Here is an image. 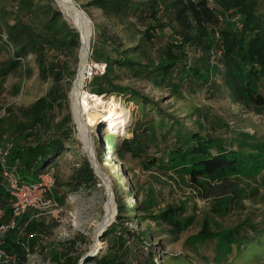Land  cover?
Here are the masks:
<instances>
[{"label": "trees", "instance_id": "trees-1", "mask_svg": "<svg viewBox=\"0 0 264 264\" xmlns=\"http://www.w3.org/2000/svg\"><path fill=\"white\" fill-rule=\"evenodd\" d=\"M53 3L10 0L9 7H0V52L11 53L9 61L0 62V84L21 67L31 78L34 68L30 60L42 81H53L45 96L16 113L6 109L1 121V147L9 151L7 164L22 184L37 183L39 176L50 172L55 176V168L72 150L70 143L76 141L69 111L76 68L69 67L68 59L80 49V35ZM87 7L122 25L141 27L139 41L130 40L135 44L130 48L125 49L119 37L99 32L102 38L93 50L94 60L105 64L106 70L92 78L88 91L126 98L139 107L128 130L131 138H124L117 146L115 135L105 138L112 151L139 160L148 170L159 169L176 177L203 199H212V190L220 189L199 233L187 242L196 254L210 252L206 263H264V223L224 228L217 221L257 195L251 183H264V141L254 135L233 134L219 118L197 111L188 116L191 126H187L159 101L120 83L143 82L172 99L202 94L208 101L226 100L245 114L264 116V0H91ZM167 28L172 29L171 35L165 33ZM4 37L12 50L2 41ZM202 122L209 125L211 135L204 133ZM71 172L67 185L57 183L52 190L61 203L60 188L73 192L97 182L87 160ZM4 181L0 167V210L4 213L0 225L12 218L11 197L3 188ZM121 193L122 189L115 190L121 221L101 235L106 251L84 264H155L159 259L151 231L138 232L125 226L133 209L119 197ZM157 202L151 195L134 213H146L148 220L159 229L166 228L175 239L195 224L196 217L188 215L185 203L167 204L156 212ZM47 233L44 223L31 220V213L26 212L16 221L15 229L4 234L1 248L12 257L10 264H28L37 246L44 248ZM60 246L51 249V260L79 264L80 255L74 258L68 252L71 246L62 245L63 253Z\"/></svg>", "mask_w": 264, "mask_h": 264}, {"label": "rangeland", "instance_id": "rangeland-1", "mask_svg": "<svg viewBox=\"0 0 264 264\" xmlns=\"http://www.w3.org/2000/svg\"><path fill=\"white\" fill-rule=\"evenodd\" d=\"M53 1V8L64 15L58 3L55 0ZM72 1L90 21L91 54L87 67L88 73H90L88 75L89 80L87 79L85 85V91H88L89 82L94 76L103 74L101 73L102 66L105 65L97 63L93 58L94 46L98 44L97 42L101 37L99 32H102L106 37H119L120 43L126 49L135 45L131 44L130 40L136 39L137 42L139 41L138 33L141 27L137 26L135 28L128 24L122 25L117 20L103 17L99 10L87 7L91 0ZM9 6L10 0H0V7L6 8ZM64 18L75 29L65 15ZM171 30V28L165 29V33L171 35ZM134 34L137 35V38H134ZM79 54L80 49L73 52L71 58L68 59L69 67L76 68V77L80 67ZM10 59L11 53L1 49L0 62L3 63ZM62 59H64V56ZM30 61L31 67L34 68V74L31 78L26 76V71L21 67L8 76L3 84H0V113L6 109L16 113L20 108L29 107L39 98L45 96L52 88L53 81H42L37 75L33 61ZM120 83L124 87L131 86L142 94L159 101L168 113L184 119L187 126H191V124L187 123L188 120L186 121V119L197 111L200 114H207L209 118H219L233 131V134L254 135L264 141V116L245 114L240 107L232 105L229 101H208L202 94L196 96L186 94L181 99H172L169 94L155 91L143 82L122 80ZM69 98V111L75 126L76 141L70 143L72 150H68L63 155L60 165L55 168L54 187L57 183L62 186L67 185L68 181H71V170L73 168L79 169L84 160L90 163L97 182L92 186H79L73 192H67L65 189L60 188V193L63 195L62 203L56 200L54 196H51L50 199L43 196L42 202L38 204L37 208L28 211L31 213V220L44 223L48 232L47 238L42 243L44 248L39 247L28 264H58L51 260L50 251L54 246L61 245L60 253H63L61 252V250L63 251L62 245L66 244L72 247V250L68 251L72 257L75 258L80 255L79 264H84L86 259L105 252L107 245L102 241L101 235L114 223L121 221L117 218L118 214L116 215L117 196L115 194V190L120 191V189L123 190V193L119 197L123 198L126 201L125 203L133 209V212H131L132 219L126 221L125 226L138 232L144 230L152 232V242L156 246L155 252L159 257V259L154 260L155 264H178L177 261L182 264H209L205 262V259L206 257L211 258L210 252L205 251L203 254L202 251L200 254H196L192 251L190 245L187 246V242L199 233L201 223L220 189L216 187L212 190V199H203L197 194V191L188 184L178 181L176 177L164 174L159 169L148 170L139 160L130 156L122 157L112 151L111 145L105 139L106 137L115 135L117 137L115 140L116 146L124 138H131L128 130L132 125L134 113L139 109L134 101H128L126 98L116 95L100 96L103 102L99 105L97 123L86 128L88 138L87 142H84L71 103V91ZM113 101H115L114 109L128 111L129 113H126L122 120L111 127V122L107 120L108 114L104 111V108H110ZM86 118V115H84L82 120L86 122ZM202 123L204 133L211 135L212 131H210L209 125L206 122ZM251 185V189H257V195L252 199L244 200L241 206L225 219L217 220L222 227L233 228L242 224L257 226L264 223V183L252 182ZM109 195L113 199L115 218L107 229L95 237V227L101 223L104 217V208ZM130 195H135V198ZM151 195L159 203V207L154 209L156 212L163 209L167 204L185 203L188 215L196 217L195 224L178 239H175L167 234L166 228L159 229L148 220L146 213L139 210L134 213V210L140 207Z\"/></svg>", "mask_w": 264, "mask_h": 264}, {"label": "bare ground", "instance_id": "bare-ground-1", "mask_svg": "<svg viewBox=\"0 0 264 264\" xmlns=\"http://www.w3.org/2000/svg\"><path fill=\"white\" fill-rule=\"evenodd\" d=\"M60 6L64 15L69 19L74 28L79 32L81 36V47H80V67L78 70L77 77L73 83L71 90V103L75 111V117L80 127L81 135L84 138V142H87L88 131L86 128L89 126H94L98 120V110L102 99L100 96L93 95L88 91H85L86 81L88 79V64L90 59V21L82 15L69 0H55ZM75 4V3H74ZM89 80V79H88ZM115 107V101L110 104V108H104L107 112V120H110L111 127L115 125L118 121L125 117L127 112L124 110H117ZM103 109V108H102ZM86 115V122L82 120L83 116ZM125 121V120H124ZM123 122V121H121ZM126 122V121H125ZM87 144V143H86ZM98 170V169H97ZM104 217L96 227H95V237L107 229L111 223L114 221L115 210L113 205L112 196L109 195L107 203L104 208ZM94 236V235H93Z\"/></svg>", "mask_w": 264, "mask_h": 264}, {"label": "built area", "instance_id": "built-area-1", "mask_svg": "<svg viewBox=\"0 0 264 264\" xmlns=\"http://www.w3.org/2000/svg\"><path fill=\"white\" fill-rule=\"evenodd\" d=\"M2 41L9 46V49H13L12 44L7 40L6 37L2 38ZM93 68H95L93 66ZM92 70V69H91ZM106 70V65L102 66L101 73ZM6 116L5 110L0 113V126L1 121ZM9 151L1 147L0 140V167L3 171L4 185L3 188L6 193L11 197V209L12 218L7 224L0 225V264H10L12 257L1 248V239L5 233L10 230H14L16 227V221L21 218L26 212L33 208H37L38 204L42 202V197L50 199L53 196L54 188V172L46 173L39 176V181L34 184H22L20 183L18 176L16 175L15 169L10 168L7 164V157ZM4 213L0 210V219ZM38 250V246H37ZM34 256V254L31 256ZM30 259V260H31ZM29 260V261H30Z\"/></svg>", "mask_w": 264, "mask_h": 264}, {"label": "water", "instance_id": "water-1", "mask_svg": "<svg viewBox=\"0 0 264 264\" xmlns=\"http://www.w3.org/2000/svg\"><path fill=\"white\" fill-rule=\"evenodd\" d=\"M69 2H71L72 4H73V6L82 14V15H84V13L79 9V7L76 5V4H74L73 3V1L72 0H69ZM85 16V15H84ZM86 17V16H85ZM86 19H88L87 17H86ZM80 39H81V36H80ZM116 209H117V207H116ZM118 214V210H116V215Z\"/></svg>", "mask_w": 264, "mask_h": 264}]
</instances>
